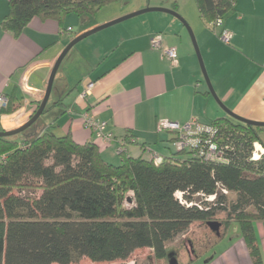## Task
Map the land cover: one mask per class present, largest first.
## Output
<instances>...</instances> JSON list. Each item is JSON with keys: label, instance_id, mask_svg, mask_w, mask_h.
Listing matches in <instances>:
<instances>
[{"label": "trees", "instance_id": "1", "mask_svg": "<svg viewBox=\"0 0 264 264\" xmlns=\"http://www.w3.org/2000/svg\"><path fill=\"white\" fill-rule=\"evenodd\" d=\"M126 1L9 0L2 27L18 37L33 18L61 21L74 14L85 30L94 26L102 7ZM234 1L192 0L211 28L232 12ZM18 104L8 98L0 116L12 114ZM205 124L217 130L213 141L221 157L215 160L174 151L156 164L151 155L133 158L119 150L120 163L112 165L96 143L78 144L70 134L58 137L52 126L36 122L16 136L0 137V264H77L83 258L112 263L139 249L166 261L172 252L168 245L195 223L215 242L237 224L252 263L262 264L253 224L264 221V155L253 161L252 153L256 143L264 149L258 138L264 128L229 117ZM177 193L191 206L181 204ZM213 195V202L205 200ZM209 222L219 224L218 234ZM185 241L195 252V241Z\"/></svg>", "mask_w": 264, "mask_h": 264}, {"label": "crops", "instance_id": "2", "mask_svg": "<svg viewBox=\"0 0 264 264\" xmlns=\"http://www.w3.org/2000/svg\"><path fill=\"white\" fill-rule=\"evenodd\" d=\"M147 7L150 4L131 11ZM154 7L172 10L187 23L223 107L242 119L264 123V0H235L219 28L202 23L192 0ZM8 10L9 0H0V97L6 101L15 97L19 104L12 114L0 116L1 131L13 130L29 120L39 106L55 61L72 40L123 15L95 20L94 26L85 30L81 18L74 14L61 21L33 18L18 37H13L2 27ZM118 30L117 36L107 41L84 39L67 53L60 66L68 60L69 68L57 71L53 100L50 95L41 128L66 131L81 145L96 143L101 158L118 165L119 150L133 158L172 155L173 134L156 132L161 121L183 125L191 119L209 123L229 117L208 92L193 44L177 18L156 13ZM223 30L230 34L228 43L219 37ZM155 35L161 36L163 47L175 49L176 66L152 48ZM22 81L27 90L38 94L25 93ZM58 100L61 106L56 105ZM84 115L106 122L113 137L109 145L96 140L84 126ZM4 117L7 119L2 123ZM253 228L264 264V221L255 222ZM208 233L202 225V241L195 242V252L186 241L181 248H171L176 263L195 264L202 258V264H253L237 224L232 223L217 242L214 235L206 237Z\"/></svg>", "mask_w": 264, "mask_h": 264}, {"label": "built area", "instance_id": "3", "mask_svg": "<svg viewBox=\"0 0 264 264\" xmlns=\"http://www.w3.org/2000/svg\"><path fill=\"white\" fill-rule=\"evenodd\" d=\"M222 25V21L218 20L215 23V28H219ZM220 39L224 43H228L230 40V34L226 31H221L219 34ZM152 48L159 50L162 56L170 62L172 66L177 65V55L175 49L163 47L162 39L160 35H155L151 39ZM91 86L88 85V89ZM6 100L3 97H0V106L5 105ZM84 126L91 130L96 140L103 142L106 145H109L113 139L112 134L107 131V124L104 121H100L93 117L87 115L83 116ZM167 131L173 134L174 138L171 142V146L174 151L183 152L189 151L197 153L199 157H205L206 159L215 160L218 157H221V153L217 147V144L213 141V138L217 134V130L209 124L201 123L196 119H191L189 122L180 125L178 123L161 121L157 127L156 132ZM264 155V149L259 144H254V151L252 153V160L257 161ZM156 164L162 161V157L151 154ZM223 194H226V190L221 189ZM176 197L178 198L181 204L191 206L190 203H186L182 199V193H177ZM207 202H213L215 196H208L205 198Z\"/></svg>", "mask_w": 264, "mask_h": 264}, {"label": "rangeland", "instance_id": "4", "mask_svg": "<svg viewBox=\"0 0 264 264\" xmlns=\"http://www.w3.org/2000/svg\"><path fill=\"white\" fill-rule=\"evenodd\" d=\"M173 1H177V0H128L126 2H116V3H112V4H109V5H106V6L102 7L96 13V15H95L94 18L97 21H102V20H105L107 18H110V17H112L114 15L123 14L120 17H117L115 19H112V21H113V20H116L118 18H121V17H124L126 15H129L131 13L140 11V10L131 11V10H133L134 8H136L139 5L147 4L148 3V4H150V7L151 8H163V7H154V6L155 5H157V6L158 5L169 6V4L171 2H173ZM178 1H181V0H178ZM143 9H141V10H143ZM163 9H166V8H163ZM156 13H158V12L145 13V14H142V15H139V16H136V17H133V18H130V19L125 20L123 22H120V23H118L116 25H113L111 27H108V28H106L104 30H101L100 32H97V33L89 36L85 40H88V41L91 40L92 41V40L100 37V40L104 39L105 41H107V40H109V39H111L113 37H116L117 36V32L119 31L118 29H120L121 27L136 25V24L139 23L140 20L146 19L148 17H152V15H156ZM159 14H161V13H159ZM102 24H104V23H102ZM185 29H186V27H185ZM186 32H187V34L189 36V39H190V35H189L187 29H186ZM85 40H83V41H85ZM190 41H191V39H190ZM112 42H114V40H111L110 41V43H112ZM191 44H192V41H191ZM198 50H199V47H198ZM195 56H196V54H195ZM67 61L68 60H64L62 66H60V68H59V71H65V70H67L69 68V64H67ZM56 85H57V82L54 83V87H56ZM50 99H51V101L53 100V96L52 95H51V98ZM58 114L56 113V115H58ZM46 115H48V114H45V115L41 116L39 118V121H37L36 123L39 125L41 123L40 121H42L45 118ZM52 115L53 114H49V117L50 116L52 117ZM6 119H7V117H4L2 119V123L4 121L6 122ZM53 133H54V135H56L58 137H61V136L66 135V131L65 132H61L58 129H54V132ZM258 138H259L260 142L262 143V145H264V129L258 130ZM172 151H173V153H172V155L170 157H173V155H175L173 149H172ZM180 158H185V155H180ZM229 199L230 200H233L234 199V196L231 194L229 196ZM128 206H129V204L126 203L125 204V207H128ZM186 237H191V239H193L195 242L196 241L197 242L198 241L201 242L202 241V225L197 226L195 224V226H193V228H191L189 230V232L187 233V235L185 236V238H182V237L177 238L176 240H174L173 242H171L168 245V247H170V248H177L179 246V244H181V243L183 244V242L185 241ZM170 251H172V250H170ZM171 254H172V252H171ZM172 259H174V258H172V256H168L167 259H166V261H165L166 264H170V261ZM161 263H162L161 261L159 262L158 260H155L154 259L153 254H152V251L150 249H139V250H136L125 261H115V262H112V263H95V262H91L90 260H88L86 258H83L77 264H161ZM195 264H202V258L199 259Z\"/></svg>", "mask_w": 264, "mask_h": 264}, {"label": "water", "instance_id": "5", "mask_svg": "<svg viewBox=\"0 0 264 264\" xmlns=\"http://www.w3.org/2000/svg\"><path fill=\"white\" fill-rule=\"evenodd\" d=\"M151 12L165 13V14L171 15V16L177 18L184 25V27H186V29L188 30V33L190 35V39L192 41V44H193L194 51H195V54H196V58H197L199 67L201 69V72H202L204 81H205L206 86L208 88V92L213 97V99L218 103V105L228 114V116L230 118H232V119H235V120H237V121H239V122L247 125V126L264 128V123L253 122V121H249V120H246V119H242L240 117H237L236 115H234L231 112H229L228 110H226L223 107V105L220 103L219 99L217 98V96H216V94H215V92H214V90H213V88L211 86L210 80H209V78H208V76L206 74V70L204 68V64H203V61H202L200 52L198 50L197 43L195 41V38H194L191 30L189 29V27L187 25V23L178 14H176L172 10L163 9V8H151V7H147L145 9H143V10H140V11H137V12H134V13H131L129 15H126L124 17L118 18L116 20H113V21H110V22H107V23L98 25V26H96V27H94L92 29H89V30L83 32L82 34L78 35L74 40H72L67 45V47L64 49V51L59 55V57L57 58V60L55 61L54 65H53V68H52V71L50 73L48 82H47L46 89H45V91H44L43 94H40L42 96V99H41V101L39 103V106L36 109V111L30 116L29 120L27 122H25L23 125H21L20 127L15 128L13 130H8V131H0V137H12V136H16V135L24 132L28 128H30L35 122H37L39 120V118L42 116V114H43V112H44V110L46 108L47 102H48L49 97L51 95V92H52V89H53L54 79H55V76L57 74V71H58V69L60 67V64L63 61V59L65 58V56L67 55V53L77 43H79L80 41L86 39L87 37H89V36H91V35H93V34H95L97 32H100L101 30H104V29H106L108 27H111L113 25H116V24H118L120 22H123L125 20H128L130 18L139 16V15H142V14H145V13H151ZM21 88L27 94H38L36 91L27 90L24 87V81H22ZM207 226L209 227V229L211 231H213L216 234H218V231H219V228H220V226H219L218 223L209 222V223H207ZM168 256H172V258H173V254H171V253ZM170 264H177L175 258L170 261Z\"/></svg>", "mask_w": 264, "mask_h": 264}, {"label": "flooded vegetation", "instance_id": "6", "mask_svg": "<svg viewBox=\"0 0 264 264\" xmlns=\"http://www.w3.org/2000/svg\"><path fill=\"white\" fill-rule=\"evenodd\" d=\"M191 247H192V245H191Z\"/></svg>", "mask_w": 264, "mask_h": 264}]
</instances>
